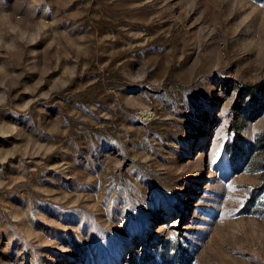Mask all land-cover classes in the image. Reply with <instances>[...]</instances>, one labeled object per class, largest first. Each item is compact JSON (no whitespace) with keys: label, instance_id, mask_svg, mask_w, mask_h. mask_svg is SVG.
<instances>
[{"label":"rangeland","instance_id":"1","mask_svg":"<svg viewBox=\"0 0 264 264\" xmlns=\"http://www.w3.org/2000/svg\"><path fill=\"white\" fill-rule=\"evenodd\" d=\"M0 264H264V0H0Z\"/></svg>","mask_w":264,"mask_h":264},{"label":"snow or ice","instance_id":"2","mask_svg":"<svg viewBox=\"0 0 264 264\" xmlns=\"http://www.w3.org/2000/svg\"><path fill=\"white\" fill-rule=\"evenodd\" d=\"M229 187H233V186L230 185Z\"/></svg>","mask_w":264,"mask_h":264}]
</instances>
